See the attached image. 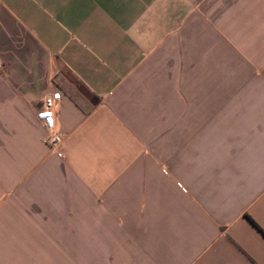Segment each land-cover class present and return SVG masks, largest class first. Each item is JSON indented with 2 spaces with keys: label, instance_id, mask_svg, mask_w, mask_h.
I'll list each match as a JSON object with an SVG mask.
<instances>
[{
  "label": "crops",
  "instance_id": "1",
  "mask_svg": "<svg viewBox=\"0 0 264 264\" xmlns=\"http://www.w3.org/2000/svg\"><path fill=\"white\" fill-rule=\"evenodd\" d=\"M0 264H264V0H0Z\"/></svg>",
  "mask_w": 264,
  "mask_h": 264
},
{
  "label": "built area",
  "instance_id": "2",
  "mask_svg": "<svg viewBox=\"0 0 264 264\" xmlns=\"http://www.w3.org/2000/svg\"><path fill=\"white\" fill-rule=\"evenodd\" d=\"M53 98L52 96H46L42 101L37 111L38 118L43 122L46 127V142L55 147L62 141V135L56 129L55 120L52 113Z\"/></svg>",
  "mask_w": 264,
  "mask_h": 264
}]
</instances>
